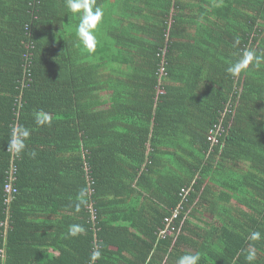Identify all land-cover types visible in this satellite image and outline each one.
Returning <instances> with one entry per match:
<instances>
[{"label":"trees","instance_id":"trees-1","mask_svg":"<svg viewBox=\"0 0 264 264\" xmlns=\"http://www.w3.org/2000/svg\"><path fill=\"white\" fill-rule=\"evenodd\" d=\"M96 5L89 52L66 0H0V264H249L252 250L264 264V62L227 71L264 53V0ZM17 127L30 131L19 155Z\"/></svg>","mask_w":264,"mask_h":264},{"label":"clouds","instance_id":"clouds-1","mask_svg":"<svg viewBox=\"0 0 264 264\" xmlns=\"http://www.w3.org/2000/svg\"><path fill=\"white\" fill-rule=\"evenodd\" d=\"M66 6L72 13L81 14L80 23L77 27L78 38L89 52H94L97 46V39L94 31L102 20L104 15L103 9L96 5V0H66ZM262 62H264V53L258 55L255 51L249 49L244 51L242 57L235 63L231 64L227 71L233 76H238L241 72L248 69L249 65L258 67ZM37 122L40 124H50L51 120L47 115H41ZM29 136L30 131L28 128L17 127L13 129L11 139L8 143V149L19 155L25 150V141ZM31 154L35 156V152H32ZM85 196V190L81 189L77 198L78 202L75 205L77 211L80 210L81 205L86 203ZM84 231L85 229L83 226L72 225L69 229V235L77 236ZM251 239L260 240L261 233L258 231L253 232L251 234ZM90 258L93 262L101 258L99 245L91 252ZM255 258L256 253L254 250L250 251L246 256V260L249 264H251ZM200 259L201 255L199 252L195 254H185L178 259V264H199Z\"/></svg>","mask_w":264,"mask_h":264},{"label":"built area","instance_id":"built-area-1","mask_svg":"<svg viewBox=\"0 0 264 264\" xmlns=\"http://www.w3.org/2000/svg\"><path fill=\"white\" fill-rule=\"evenodd\" d=\"M31 64V57L26 54L24 55V68H27L28 66L30 67ZM158 75L160 77H164L165 71H164V67L160 66L159 70H158ZM219 130L218 128L212 129L209 134H208V141L211 144H216L218 142V134H219ZM18 158L16 156H13L11 158L10 161V168L8 171H6V179H5V184H4V203L8 204L9 202H11V200L13 199L14 195L17 193V190L15 188V182H16V165H15V161H17ZM187 194H185V191H183L180 196L185 197ZM180 213V209L177 208L174 210L173 212V216L171 218H176ZM181 214V213H180ZM92 218H94V216H92ZM165 222H170V219H166ZM175 231L174 228H171L169 231L166 232V234L168 235H176V233L179 232V230L177 229L175 233H173ZM164 234V233H162Z\"/></svg>","mask_w":264,"mask_h":264},{"label":"crops","instance_id":"crops-1","mask_svg":"<svg viewBox=\"0 0 264 264\" xmlns=\"http://www.w3.org/2000/svg\"><path fill=\"white\" fill-rule=\"evenodd\" d=\"M190 220V222H192L193 224H197V225H199V224H201V222H199L200 220H203L202 219V215H201V213L200 212H195V216L194 215H192L191 216V218L189 219ZM219 220V219H218ZM218 220H216V221H218ZM0 226H3L2 224H0ZM187 233H185V235H186ZM33 237H34V234L32 235ZM35 237H37V234H36V236ZM48 238V237H47ZM175 239H176V237H174ZM36 240V239H35ZM45 240H49V239H45ZM21 246V245H20ZM19 246V247H20ZM34 247H36V245H33ZM23 246H21V248H22ZM34 247H33V249H34ZM23 249V248H22ZM21 249V250H22ZM25 250H27V251H29V249L28 248H26ZM49 253L50 254H52V255H54V256H56L57 255V252H55L53 249H49ZM30 262H32V263H34L36 260H29Z\"/></svg>","mask_w":264,"mask_h":264},{"label":"bare ground","instance_id":"bare-ground-1","mask_svg":"<svg viewBox=\"0 0 264 264\" xmlns=\"http://www.w3.org/2000/svg\"><path fill=\"white\" fill-rule=\"evenodd\" d=\"M48 235V234H47ZM49 236V235H48Z\"/></svg>","mask_w":264,"mask_h":264},{"label":"rangeland","instance_id":"rangeland-1","mask_svg":"<svg viewBox=\"0 0 264 264\" xmlns=\"http://www.w3.org/2000/svg\"><path fill=\"white\" fill-rule=\"evenodd\" d=\"M105 94V93H104Z\"/></svg>","mask_w":264,"mask_h":264}]
</instances>
